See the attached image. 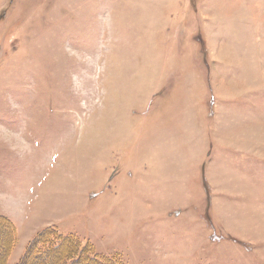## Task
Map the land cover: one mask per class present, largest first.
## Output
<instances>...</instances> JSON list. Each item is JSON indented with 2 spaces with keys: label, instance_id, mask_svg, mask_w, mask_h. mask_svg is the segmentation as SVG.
I'll list each match as a JSON object with an SVG mask.
<instances>
[{
  "label": "rangeland",
  "instance_id": "374dc122",
  "mask_svg": "<svg viewBox=\"0 0 264 264\" xmlns=\"http://www.w3.org/2000/svg\"><path fill=\"white\" fill-rule=\"evenodd\" d=\"M2 195L123 264H264V0H0Z\"/></svg>",
  "mask_w": 264,
  "mask_h": 264
},
{
  "label": "trees",
  "instance_id": "16d2710c",
  "mask_svg": "<svg viewBox=\"0 0 264 264\" xmlns=\"http://www.w3.org/2000/svg\"><path fill=\"white\" fill-rule=\"evenodd\" d=\"M0 264H123L115 256L97 252L77 234L64 235L55 225L44 227L27 243L17 262L12 255L19 235L15 222L0 213Z\"/></svg>",
  "mask_w": 264,
  "mask_h": 264
},
{
  "label": "crops",
  "instance_id": "0c3cea01",
  "mask_svg": "<svg viewBox=\"0 0 264 264\" xmlns=\"http://www.w3.org/2000/svg\"><path fill=\"white\" fill-rule=\"evenodd\" d=\"M172 145H173L172 142L170 140H167L163 145L160 146V149L163 151V153L162 154L159 153V148H158L157 151H158L159 156L156 158V160L151 159V160H147L148 162H145L148 165V167L146 168L147 170H151V171L152 170H156L157 173L159 172V175L161 177L157 180L158 183L161 180L163 175L164 176H169L170 174L173 175V171L178 167V161L172 159L173 154L170 152V150H173V148L171 147ZM153 181H155L153 178H146L145 185L147 186L148 184L152 183ZM161 182L162 181H160V183ZM157 190L159 191V188H157ZM168 191H170V190L168 189ZM1 197H3V195L0 196V202L3 204L2 200H1ZM21 205H22V209H21V214H20L21 218H20V217H16V216L11 215L10 213H8V211L5 210V208L3 209L4 205L0 204V213H3L5 215L9 216L15 222V224L17 225L18 232H19V242H18V245H17L14 253H16V251H17V249L19 247H21L22 250H21L20 256L17 259L14 258L13 262H17L19 260V258L24 253L26 244L38 232V231L35 232L36 228L32 227V224L30 222L28 223V226H27L26 229L22 228V226H23L22 216H23L24 210L26 208V207L23 206L22 200H21ZM50 225H53V224H50ZM47 226H49V225H46L45 227H47ZM23 232H28L29 233L27 239L24 238ZM21 238H23V244L24 245L20 246ZM14 253H13V255H14Z\"/></svg>",
  "mask_w": 264,
  "mask_h": 264
},
{
  "label": "bare ground",
  "instance_id": "6f19581e",
  "mask_svg": "<svg viewBox=\"0 0 264 264\" xmlns=\"http://www.w3.org/2000/svg\"><path fill=\"white\" fill-rule=\"evenodd\" d=\"M9 201H10L9 205H8L9 208H12V209L14 208L15 211H19L18 210V206H17L18 205V200H16L14 197H12V199H10Z\"/></svg>",
  "mask_w": 264,
  "mask_h": 264
}]
</instances>
